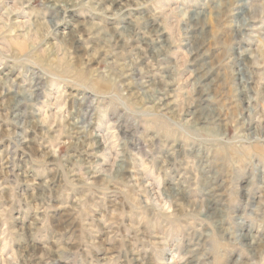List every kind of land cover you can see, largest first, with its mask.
<instances>
[{"label":"rangeland","instance_id":"obj_1","mask_svg":"<svg viewBox=\"0 0 264 264\" xmlns=\"http://www.w3.org/2000/svg\"><path fill=\"white\" fill-rule=\"evenodd\" d=\"M0 264H264V0H0Z\"/></svg>","mask_w":264,"mask_h":264}]
</instances>
